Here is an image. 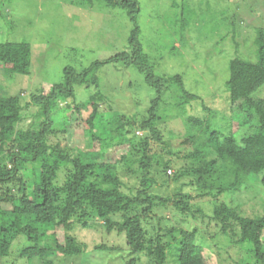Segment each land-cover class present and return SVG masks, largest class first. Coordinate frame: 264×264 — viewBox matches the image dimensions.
I'll use <instances>...</instances> for the list:
<instances>
[{
	"label": "trees",
	"instance_id": "1",
	"mask_svg": "<svg viewBox=\"0 0 264 264\" xmlns=\"http://www.w3.org/2000/svg\"><path fill=\"white\" fill-rule=\"evenodd\" d=\"M102 1L124 9L133 22L126 50L80 71L67 65L63 82L53 84L45 95L32 94V102L41 107V120L29 130L18 125L22 109L30 103L23 104L20 95L0 94V264H19L11 258L22 236L27 239L19 253L24 264H81L87 246L73 233L78 226L125 234L128 257L115 259L120 264H167L172 256L178 264H216L208 258L210 247L198 242L199 227H184L198 218H207L218 231L205 233L217 244L218 257L236 246L245 252L238 264H264V200L262 213L255 215L226 200L244 183L264 185V24L252 30L255 59L237 56L229 62L226 91L240 114L231 111L227 127L218 129L206 116L186 114L185 107L200 96L187 89L183 75L156 73L138 38L140 1ZM227 9L221 11L223 24ZM237 18L232 15L226 25L233 40L240 32ZM181 22L186 30L184 15ZM31 54L28 42L0 43V63L9 74H30ZM110 63L133 67L143 76L151 96L141 114L131 117L106 106L98 72ZM77 85L93 89L83 104L75 100ZM169 90L180 108L174 118L186 116L179 132L185 134L176 141L190 148L184 155L166 139L170 124L160 106ZM59 99L71 100L66 111ZM85 105L92 108L88 115L83 113ZM60 131L84 134L85 149L70 146L69 137L65 145L52 143L51 136ZM174 166L175 173L169 175ZM160 180L176 184L172 195L152 191ZM167 211L179 215L177 222ZM46 240L54 244L42 245ZM123 249L108 243L94 246L97 252Z\"/></svg>",
	"mask_w": 264,
	"mask_h": 264
},
{
	"label": "rangeland",
	"instance_id": "2",
	"mask_svg": "<svg viewBox=\"0 0 264 264\" xmlns=\"http://www.w3.org/2000/svg\"><path fill=\"white\" fill-rule=\"evenodd\" d=\"M139 1L141 11L138 16V38L154 64L156 73L183 75L187 89L200 96V99H193L185 107L186 114L206 116L214 127L226 128L230 114H240L239 109L230 104L226 91L229 62L237 56L255 59L252 53V30L264 24V0H223L224 3L216 0ZM224 6L228 7V20H225V24L221 20ZM182 14L188 21L186 30H182ZM232 15L238 17L236 25L240 32L235 40L240 44V51L236 50V42L226 26ZM132 28L133 22L124 9L109 7L102 0H94L92 4L86 0H0V43L25 41L31 45L32 51L30 74H9L10 70L0 63V94L20 95L23 104L30 103L21 111L23 120L18 129L29 130L31 125H37L41 120L37 117L41 107L32 102V94L45 95L53 84L63 82L67 65L80 71L95 60L106 59L126 50ZM98 77L106 97V106L111 107L112 111L132 117L148 107L151 96L148 94L149 88L143 76L133 67L110 63L101 68ZM75 90V100L81 104L93 93L92 88L88 89L84 85H77ZM172 95L170 90L163 94L160 111L170 124L166 135L169 146L171 144L172 149L184 155L190 148L180 147L176 141L185 134L179 132L180 124L186 116L183 119L174 118L180 108L172 102ZM261 97H264V92ZM58 101L66 111L67 103L71 100ZM91 110L88 105L83 107L85 115ZM235 124L233 128H236ZM141 132L139 129L136 131L137 134ZM68 137L70 143L65 139ZM51 141L85 149L88 138L84 134H64L60 131L51 136ZM175 171L174 166L168 174L173 175ZM175 186L172 180L165 185L160 180L152 191L172 195ZM126 190L129 192V189ZM226 200L233 206L241 207L246 214H260L263 210L261 201L264 200V185L259 181L244 183L240 189L227 194ZM207 206L211 209V205ZM165 214L172 216L175 222L179 218V215L173 216L169 211ZM208 222L207 218L189 219L184 227H199L201 232L198 242L210 247L208 258L211 263L238 264L245 257V252H239L236 246H232L223 250L218 257L217 244L208 236L218 231L215 226H209ZM104 231L101 226L75 228L73 233L87 246V253L78 262L120 264L115 259L128 257L125 234H107ZM206 231L210 233L205 234ZM58 236L63 238L61 233ZM26 240L22 236L14 243V256L11 259L17 260L19 264L25 263L20 260L19 253L26 246ZM47 243L54 244L46 240L42 245ZM101 243L120 245L124 249L119 252L95 251L94 246ZM123 261L121 263L125 264ZM139 264H146V261ZM167 264H178V260L172 256Z\"/></svg>",
	"mask_w": 264,
	"mask_h": 264
}]
</instances>
